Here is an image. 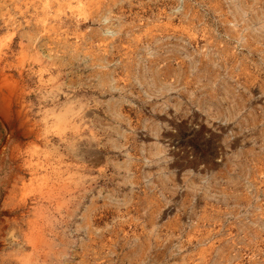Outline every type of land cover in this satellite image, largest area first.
<instances>
[{
  "label": "rangeland",
  "instance_id": "obj_1",
  "mask_svg": "<svg viewBox=\"0 0 264 264\" xmlns=\"http://www.w3.org/2000/svg\"><path fill=\"white\" fill-rule=\"evenodd\" d=\"M59 3L35 47L0 0V264H264V0Z\"/></svg>",
  "mask_w": 264,
  "mask_h": 264
},
{
  "label": "bare ground",
  "instance_id": "obj_2",
  "mask_svg": "<svg viewBox=\"0 0 264 264\" xmlns=\"http://www.w3.org/2000/svg\"><path fill=\"white\" fill-rule=\"evenodd\" d=\"M5 1H9L10 2L11 6H13V10H15L14 13L19 15L20 19L23 20V22H22L23 24L25 23L26 26L23 28L24 35H26L27 38L32 39V43L35 44V47L37 46V44L41 43V41H38V40L43 39V36L47 35V30H48V25H49L48 21H50L52 19L56 20L61 14H63L61 6H60V3H59V0H5ZM30 23L34 24V25H32V27H34L35 29H36V27H38V32H36L35 34L29 32V31H31L30 27H29ZM13 27L15 28V26H13ZM55 28H54V30H55ZM58 29H60V28H58ZM54 35H55V33H54ZM11 36H9V37H11ZM55 36H57V35H55ZM36 40L38 41V43L36 42ZM59 40H61V39H59ZM50 42H52V41H50ZM57 44H58V41H57ZM39 46H41V45H39ZM20 61L22 62L23 60L20 59ZM24 61H26V60H24ZM5 66H9V65H5ZM22 66H24V64H22ZM22 75H23V71H19L18 76L22 77ZM14 77H16V76H14ZM38 79H39V82H41L42 76L39 75ZM18 87H19V82L16 79H14L12 76H10L9 74H5L4 71L2 69H0V119L2 120V122L6 123V125L9 124L10 121H11V117H12L11 113L14 111V107H16L18 104H20L22 102V100H23L22 97H19L20 94L17 91ZM46 93H49L48 97H50L51 99L54 98V95H53V93L51 91L45 92V94ZM38 95H39V97L41 95L42 98L45 97V95L43 93H41V92L40 93L38 92ZM49 101H50V99H49ZM65 105H67V104H65ZM22 106H23V104H22ZM18 108H21V104L18 106ZM47 112H49V111H47ZM18 113H21V112H18ZM51 114L53 115V118L55 119V121L58 123V127L59 128H61L62 125L64 124V126L61 128V133H62V131H65L66 128H68L67 127L68 124L70 125L71 128H75L76 125H77L75 123L76 121L74 120L75 117H73L75 113H74L73 109L69 105H67L65 107V109L63 111H61V113L55 114V113L51 112ZM57 123H55V125ZM52 124H53V122H52ZM56 129H57V127H56ZM76 130L77 129H74L73 132H75ZM59 131L60 130H58V132ZM71 147H72V145H71ZM33 154H34V152H33ZM11 157L17 158V156H11ZM31 163L30 164L28 163V164L24 165V170H26L27 173L30 176H32V178H34V180H35V178L38 176V173H40V170L43 169L44 167L41 164L32 165ZM9 187H10V189H8L7 192H6L5 201H4V204H3V207L8 208L7 212H9V214H10V213H12V212H14L16 210H21L23 212L28 210V202L25 199H19L18 202L14 203L15 200H14V196L12 195L13 192H14V188L11 187V186H9ZM40 197H42V195ZM39 203L40 202H36L35 203V207L32 205L33 208H31V210L34 211V210H37V209L41 208L40 207L41 205L40 206L38 205ZM21 217H23V215H21ZM16 219H18V218H16ZM30 221L26 225L27 228H28V226L30 224ZM23 223H24V221L22 219H20V223L19 222L16 223L17 228L19 227V229H20V228L24 227L25 225ZM33 231H35V230H33ZM40 237H41V234H40Z\"/></svg>",
  "mask_w": 264,
  "mask_h": 264
}]
</instances>
